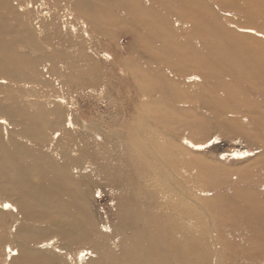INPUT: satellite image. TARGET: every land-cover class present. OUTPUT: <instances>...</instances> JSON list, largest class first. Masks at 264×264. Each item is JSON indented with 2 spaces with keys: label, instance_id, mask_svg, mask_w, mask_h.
I'll return each mask as SVG.
<instances>
[{
  "label": "rangeland",
  "instance_id": "obj_1",
  "mask_svg": "<svg viewBox=\"0 0 264 264\" xmlns=\"http://www.w3.org/2000/svg\"><path fill=\"white\" fill-rule=\"evenodd\" d=\"M138 1V19L112 5V17L93 22L67 0L5 1L40 43L18 56L0 49L4 182L49 189L23 192L29 217L20 233L21 213L0 196V264H104L98 253L122 251L114 264L141 261L150 243L159 246L162 222L149 224L142 182L129 186L140 177L133 164L167 184L150 165L165 169L163 155L174 153L187 177L171 169L168 184L194 186L189 201L207 228L198 244L215 233L213 253L195 260H214L218 249L223 264H264V224L238 218L242 204H264V10L247 12L242 0ZM216 25L245 44L230 45ZM239 59L237 72L230 61ZM17 106L9 119L3 109ZM174 242L177 257L184 247Z\"/></svg>",
  "mask_w": 264,
  "mask_h": 264
},
{
  "label": "bare ground",
  "instance_id": "obj_2",
  "mask_svg": "<svg viewBox=\"0 0 264 264\" xmlns=\"http://www.w3.org/2000/svg\"><path fill=\"white\" fill-rule=\"evenodd\" d=\"M5 1L6 0H0V36H1L0 49H2L5 52L11 51L10 52L11 54L18 56L21 54V51L24 50V48L31 49L32 47L37 46L38 45L37 42H39L40 39L33 35V33H35L34 29H31V27H29L28 24L25 25L21 24L20 17L16 18L19 15L16 14L14 10L11 7H9L7 3H5ZM67 1H68V3H66L67 5L75 8L77 12H79L81 15L84 16V19H89V21H92L91 17H93V19L94 17L97 18L103 15L112 17L113 14L110 12V7L112 5H116L118 8H121L122 10H124V12H126L128 16L134 19L138 17L137 12H140L142 10V4L138 0H67ZM166 1L168 2L175 1L182 5L184 4L189 5L194 3L203 6V3L200 2L199 0H166ZM216 1L220 5L224 4L223 3L224 0H216ZM107 2H110L111 5L109 3H108L109 5H107ZM242 2L244 3V9L247 12H249L250 10L251 11H256V10L258 11L260 9L264 10V0H242ZM153 3L162 5L164 3V0H155V2ZM87 5L94 8V10L90 12L89 9H86ZM224 7L226 8L238 7L237 9L240 8L239 5H235V4H225ZM151 12L154 14L152 10ZM209 16H211L212 19H214V16L211 12L209 13ZM217 28L219 29L222 28V34L226 36L225 32H228L226 28H223L220 25H218ZM257 29L264 33V29L260 27H258ZM27 40H30L29 41L30 43H27L26 42ZM227 40L230 42V45H235L237 43H240V45L243 46L245 44V40L240 42H232L235 40L229 39V37H227ZM210 44H218V43H216L215 40L214 41L211 40ZM251 56L256 57L253 54H251ZM259 57L262 60L264 59V55ZM239 60L241 61L240 63L236 62L235 60L230 61L231 68L237 72L239 71V66L242 65V60L247 61V59L244 57H242V60L241 59ZM198 74L200 75V73ZM235 78L238 79L240 77L237 76ZM248 80L250 81V79ZM17 109H20V107L17 106L13 109L12 107H8V109L6 110L3 109V111L9 117V119H14L13 118L15 116L14 111H16ZM16 121L14 123H16ZM157 148L159 149V147ZM144 150L150 152L149 149H144ZM182 154L185 155L184 151H182ZM163 159H165L166 161L167 168L164 169V167L161 165H157V166L150 165V168L153 171V175L154 177H156L155 178L156 180L167 182V184L165 183L156 184V182H154L155 184H153L151 182V178H148L145 174V172L148 171L147 167L145 166V163L142 162L136 163L139 161L137 159L135 164H133L134 171L138 172L140 174V177L139 179L138 178L129 179L130 180L129 186L135 184L137 181L142 182L141 183L142 196L140 199H142V204H143L142 207L149 211V218L147 220H149V224L152 223V221H155V218L157 219L156 220L157 222L159 221L162 222L161 228L159 230V234L161 235V242L159 246L158 247L154 246L156 248V250H154L153 248V245H155V243H153L154 241L150 243L151 245L146 248L145 255L143 256L144 258L141 261L133 264H162V263L212 264V262L215 264H223V259L219 257L220 255L218 256V249L216 250L215 253L216 257L214 260L213 257L212 258L210 257V255L203 257L201 261L195 260L196 257L201 252L206 250V248L208 250V251L206 250L207 254L213 253L212 240L214 241V243L216 242L214 236L215 233L213 232L211 237L208 235L209 237L205 241L206 246L204 243L202 245L198 244V236L200 231H205V229L207 228L206 226H204L203 220L201 221L195 216V215L198 216L197 212H199L200 209L194 206L192 202L190 203V201L193 200L192 195H196L195 193L196 190L194 186L185 185L181 187V184H177L176 182L172 183L174 187L170 186L168 184V180L173 181L174 179V174L171 172V169L174 170L175 173L181 175L182 177H185V171L183 170L182 167L181 168L178 167V164L180 163L178 154L176 153L169 154V156L167 157L166 155L165 156L163 155ZM75 162L78 161L75 160ZM29 169L30 167L27 168V170ZM21 170L25 172L24 169ZM3 171H4V167L3 165L0 164V177L2 178L0 180V196L12 199L13 202L16 204L18 211L21 213L20 217H21V223L23 225L17 228V232L20 233L22 230V226L25 227V224L27 223L26 222V220L28 219L27 217H29L28 215L24 214V211L22 210L24 205L28 204V202L25 200V197H23V192L26 194L31 193L32 198L39 197L45 191V189H49V185H46V183H42V184L38 183L36 187H33L26 180H20V184H16V187H11L5 184L4 181H8L9 176L8 174H5ZM186 180L187 179H185V181ZM17 190L20 191L17 193ZM125 197L127 198L131 197V194L125 193ZM210 201L211 199L209 198V202ZM263 205L264 204L263 203L261 204L260 202L259 203L248 202L246 204H242L240 208L243 209L244 212L243 215H241L238 218H241V221L245 224H252V223L254 224L257 221H259L258 223L264 224ZM208 206L211 209L214 206H216V202L208 203ZM203 208L205 209V207ZM210 213L209 215H211ZM212 220L213 218L209 220L208 224L212 229V231L215 230V232H217L216 226L215 227L213 226ZM215 221H217V219ZM228 221L231 220L229 219ZM217 222H215V224ZM152 239L155 240L154 238ZM175 239H179L181 248L184 247L182 253H179V256L177 257L176 255L175 257H173L170 254L171 252L175 251L174 250ZM110 254L107 253L106 255L104 252H101L98 253V256L99 258H102L103 262L105 261L107 263L108 261H110V263L107 264H114L117 260L122 261L126 252L122 251L118 256H115L114 254L113 255Z\"/></svg>",
  "mask_w": 264,
  "mask_h": 264
}]
</instances>
